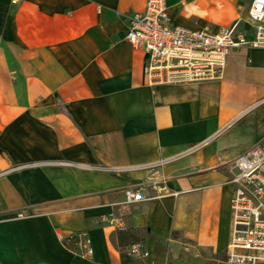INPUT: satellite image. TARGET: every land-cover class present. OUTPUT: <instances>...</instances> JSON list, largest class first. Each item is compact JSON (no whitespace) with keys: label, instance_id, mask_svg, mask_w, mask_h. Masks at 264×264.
<instances>
[{"label":"crops","instance_id":"crops-1","mask_svg":"<svg viewBox=\"0 0 264 264\" xmlns=\"http://www.w3.org/2000/svg\"><path fill=\"white\" fill-rule=\"evenodd\" d=\"M147 1L0 0V264H152L174 235L225 253L234 161L264 143V50L232 52L220 80L153 87L127 40ZM251 3L166 0L173 25L214 32ZM152 179L173 195L125 204ZM110 215L148 258L117 247ZM81 232L92 257L65 244Z\"/></svg>","mask_w":264,"mask_h":264},{"label":"built area","instance_id":"built-area-1","mask_svg":"<svg viewBox=\"0 0 264 264\" xmlns=\"http://www.w3.org/2000/svg\"><path fill=\"white\" fill-rule=\"evenodd\" d=\"M127 19V40L147 55L143 71L153 87L217 81L232 52L242 48L264 50V0H252L246 21L239 19L233 27L217 32L173 25L166 0H148L144 12ZM234 167L237 172L230 180L234 186L233 229L224 253L226 264H264V143L240 155ZM170 195L165 181L158 179L132 185L124 192L127 205ZM102 221L119 232L127 230L120 217L110 215ZM66 243L84 257L93 256L87 232L71 235ZM127 250L135 259L150 256L138 243Z\"/></svg>","mask_w":264,"mask_h":264},{"label":"rangeland","instance_id":"rangeland-1","mask_svg":"<svg viewBox=\"0 0 264 264\" xmlns=\"http://www.w3.org/2000/svg\"><path fill=\"white\" fill-rule=\"evenodd\" d=\"M152 264H190L198 261L200 264H226L222 261L224 254H214L207 248L174 235L171 243L158 241Z\"/></svg>","mask_w":264,"mask_h":264},{"label":"trees","instance_id":"trees-1","mask_svg":"<svg viewBox=\"0 0 264 264\" xmlns=\"http://www.w3.org/2000/svg\"><path fill=\"white\" fill-rule=\"evenodd\" d=\"M132 238H133V236L130 235L129 233H126V231L125 232H119L117 234V236L115 237L117 247L120 249H123L124 247H127V246H130L132 244L137 243V242H135V239L133 240ZM65 244L67 245L66 240H65ZM222 261L224 263H226L225 256L222 259Z\"/></svg>","mask_w":264,"mask_h":264}]
</instances>
